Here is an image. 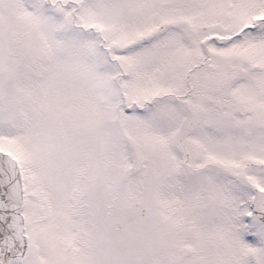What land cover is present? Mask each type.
Returning <instances> with one entry per match:
<instances>
[{
	"label": "snow or ice",
	"instance_id": "1",
	"mask_svg": "<svg viewBox=\"0 0 264 264\" xmlns=\"http://www.w3.org/2000/svg\"><path fill=\"white\" fill-rule=\"evenodd\" d=\"M0 264H264V0H0Z\"/></svg>",
	"mask_w": 264,
	"mask_h": 264
}]
</instances>
